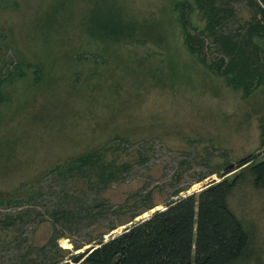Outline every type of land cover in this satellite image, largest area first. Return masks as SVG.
<instances>
[{
    "label": "rangeland",
    "instance_id": "obj_1",
    "mask_svg": "<svg viewBox=\"0 0 264 264\" xmlns=\"http://www.w3.org/2000/svg\"><path fill=\"white\" fill-rule=\"evenodd\" d=\"M128 1L140 17L160 22L163 43L83 44L80 21L107 0H0L7 97L0 104V264L70 261L167 202L230 170L232 177L236 165L264 158V82L245 94L214 72L220 57L230 59L212 36L192 29L207 23L197 4L190 12L176 8L183 0ZM214 1L225 16L220 32L243 43L260 16L256 2ZM211 2L202 0L206 10ZM181 11L202 41L196 54L185 44ZM248 45L263 70L264 38ZM92 150L113 164L108 184L54 170ZM149 191L156 207L143 212L138 198ZM230 204L254 234L255 254L243 264H264V188L248 172ZM135 213L142 214L131 219Z\"/></svg>",
    "mask_w": 264,
    "mask_h": 264
},
{
    "label": "trees",
    "instance_id": "obj_2",
    "mask_svg": "<svg viewBox=\"0 0 264 264\" xmlns=\"http://www.w3.org/2000/svg\"><path fill=\"white\" fill-rule=\"evenodd\" d=\"M115 1L107 0L109 4H106L105 9L93 11L89 19L83 18L80 21L78 31L84 34L81 35L83 44L90 42L89 45H96L104 50V46L108 44L163 43L164 33L161 32L160 22L153 15L140 17L131 10L128 0ZM211 1L208 10L202 0L179 1L176 8L179 10L187 6L191 12L194 4H197L203 11L206 26L201 31L196 27L192 29L212 36L230 59L226 62L224 57H220L211 67L216 74L224 76L234 89H242L245 94H249L254 86L264 82V64L261 65V70L257 66L258 60L247 53L248 44H252L256 36L264 38V0H249L251 4L256 2L257 15L260 16H255L254 22L248 24L247 37L240 44L231 35L220 32L225 16L222 17L216 11L215 1ZM180 16L185 44L191 53L196 54L201 51L202 41L190 31L186 13L181 11ZM54 20L50 17L45 24L54 23ZM84 46L86 45H82V48ZM3 83L5 81L0 80V86ZM5 100L7 97L0 91V104ZM261 130L264 144V123ZM235 167L241 169L234 172L232 177L226 176L230 170L222 175V180L211 182L199 192L167 202L163 209L126 226L109 240L73 256L70 261L58 264H243L255 254L254 234L251 227L232 209L230 197L248 172L253 175V184L257 188H264V158L253 161L250 159ZM123 168L126 166L122 165L121 169ZM54 170L69 175L74 172L87 179L96 177L98 183L106 184L113 180L115 174L113 164L99 150L78 155L68 162L56 165ZM202 180L203 178L198 182ZM181 191L183 189L175 191L173 196H179ZM150 193L149 191L138 198V202L143 204V212L156 207ZM130 202L131 199L127 204ZM141 214H132L131 219ZM115 229L116 226L110 228L111 231Z\"/></svg>",
    "mask_w": 264,
    "mask_h": 264
}]
</instances>
